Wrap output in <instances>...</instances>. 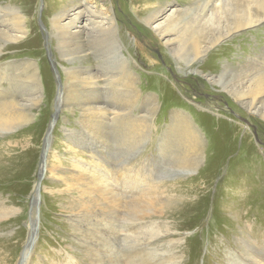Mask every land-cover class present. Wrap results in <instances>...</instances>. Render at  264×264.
Masks as SVG:
<instances>
[{"label": "rangeland", "instance_id": "obj_1", "mask_svg": "<svg viewBox=\"0 0 264 264\" xmlns=\"http://www.w3.org/2000/svg\"><path fill=\"white\" fill-rule=\"evenodd\" d=\"M108 2L110 4L107 0H0V15L8 26L15 23L14 13L18 10L26 17L29 27V35L24 36V40L17 45L6 41L0 31V65L25 60L39 62L45 88V95L41 99L31 98V102H24L25 106L18 107L20 122L0 131V207H3V211L0 210L3 212L0 216V264L19 263L31 233L30 228L33 227L30 220L36 217V212L39 214L38 240L25 264H105L92 260L95 258L88 246L95 238L92 235L91 240L84 237L82 241L85 244L81 245L77 239L84 234L71 230V214L64 212V208L71 209L79 199V190L75 185L80 184L81 177L76 166L89 164L92 153L85 149L76 152L71 141L74 139H67L68 130L77 132L80 127L70 114L62 113L57 94L61 92L59 83L65 82V76L61 73V67L53 66L45 42L48 33H52L49 18L51 20L64 7L76 4L90 7L93 12H104L109 5L114 7L113 13L119 25L118 35L132 56L130 61H135L146 73L148 82L143 90L159 94L157 96L161 99L152 119L153 132L149 140L143 146H133L130 150L120 146L122 157L116 156L115 169L105 178L113 182L114 175L117 179L128 176L130 180L138 175L145 183L144 189H150L153 197L152 201L149 199V206L135 203L129 210L131 219L126 222L132 225L130 230L135 231L141 226L135 218L137 211L148 210L146 221L158 224L157 230L151 228L153 225L146 224L148 228L143 227L138 231L142 233L128 240L124 238L123 247H120L123 253L121 258L134 256V264H225V249L227 246L233 247L235 237L232 236L238 234V227L242 225L248 226L247 229L243 227L246 236L262 242L264 252V119L253 112L248 113L247 109L234 101L224 90L220 78V85H213L208 76L209 71L215 75L221 74L222 56L223 59L231 57L229 63L237 65L241 61L236 60L235 56L239 54L245 60L246 57L254 58L263 53L264 26L256 31L249 29L252 36L243 40L240 37L228 38L222 43L228 46L226 53L213 49L216 51L206 56L207 59L193 64V68L182 66L179 69L170 47L146 24L144 12L147 7L155 10L171 2L169 8H191L198 27L204 28L208 24L214 30L213 34L225 35L234 27V23L231 21L232 24L228 25L224 22L227 28L220 31L218 25L223 23L219 18L211 17L209 23L201 22L196 8L206 0ZM109 57L110 65H113L116 55L111 53ZM64 65H81L90 68L95 76L104 78L106 66L99 67L98 59L91 54L83 62L68 61ZM156 80L161 81L160 88L168 86L171 80L184 99L179 101L174 90L160 93L153 87ZM27 82V90L30 91L32 86L29 80ZM185 98L194 99L202 107L226 116L219 119L205 116L199 121L203 127L208 122L209 129L204 131V135L209 145L204 165L197 175L190 174V167L178 165L180 150L171 156L172 159L164 160L159 155L162 127L169 122L171 110L187 111L191 108L184 103ZM55 115L57 119L53 125ZM198 116H195L196 120ZM67 120H70L69 124H65ZM50 128V144L45 148L44 140ZM248 130L249 133H246ZM44 149L43 172L39 173ZM47 167H50V174L46 173ZM39 174L42 178L37 187ZM236 217L241 221L240 226H237ZM123 225L122 220L120 233ZM125 233L128 232H122ZM150 248L157 249L158 253H152ZM235 249L234 252L242 258V253Z\"/></svg>", "mask_w": 264, "mask_h": 264}, {"label": "bare ground", "instance_id": "obj_2", "mask_svg": "<svg viewBox=\"0 0 264 264\" xmlns=\"http://www.w3.org/2000/svg\"><path fill=\"white\" fill-rule=\"evenodd\" d=\"M107 3L110 4L108 0ZM170 3L155 10L147 7L144 18L146 24L152 27L167 47H170L179 69L182 66L192 67L193 64L216 51H212L213 49H219L220 53L225 52L228 46L222 43L228 38L240 37L243 40L252 36L249 29L256 31L264 26V0H206L203 5L197 3L200 7L196 10H199L201 22L203 20L207 23L211 17L219 18L223 23L218 25L220 31L227 28L224 22L228 25L231 21L234 23V27L224 33L225 35L218 33L217 37L218 34H213L214 30L211 26H207L208 24H205L204 28L198 27L196 16L192 14L193 9L169 8ZM89 8L77 4L64 7L51 20L49 18L52 33H48L45 39L48 54L53 59V66L61 67V73L65 76V82L59 83L61 92L57 94L58 102L63 108L62 113L70 114L80 127L77 132L68 130L67 139H74L71 141L76 152L85 149L92 153V161L86 163L88 166L86 164L76 166L80 170L79 177H81L80 184L75 185L79 190V199L72 204V207L70 206L71 209L64 208V212L71 214V230L76 234H84L82 238L77 239L81 245L85 244L82 241L84 237L87 240H91V235L93 239L95 238L88 246L92 249L90 251L95 258L92 259L93 261L98 263L100 260L105 264H134V256L127 255L121 258L122 241L124 238L128 240L142 233L138 231L143 227L148 228L146 224L153 225L154 227H151L153 230H157L158 224L154 221H146L148 210L137 211L135 218L141 226L138 227L136 223L138 228L135 231L130 230L132 225L126 220L131 219L129 210L135 203L142 206L151 205L149 201L153 198L151 190L144 189L145 183L137 177L138 175L132 180L128 176L117 179L114 175L113 182H108L105 178L115 169L116 156L122 157L123 150L120 146L130 150L133 146H143L149 140L153 132L152 119L158 111L161 99L157 96L159 94L155 95L143 90L148 82L146 73L135 61H130L132 56L118 35L119 25L113 13L114 7L109 5L104 12L100 10L93 12ZM14 14L15 23L11 27L0 15V28L3 27L0 31L2 30L1 34L6 41L17 45L24 40V36L29 35V27L26 17L21 12L15 10ZM45 30L47 31L46 28ZM111 53L116 55L113 65H110L109 60ZM90 54L98 59L99 67L106 66L104 78L95 76L90 68L81 65L79 67L64 65L68 61L83 62ZM230 58L223 59L222 56L221 74L215 75L209 71V81L213 85H220V78L224 90L234 101L240 103L248 113L253 112L264 119V52L254 58L246 57V62L239 54L235 56L236 60L241 61L237 65L230 64ZM214 65L217 67L216 64ZM60 75L62 78V74ZM41 78V65L37 61L25 60L0 65V131L20 122L19 106H25L24 102H31V98L41 99L45 95ZM27 80L32 86L30 91L27 90ZM159 81L152 83L160 93L178 90L174 88L171 80L169 85L163 88H160ZM177 94L178 100L184 99L180 90ZM184 103L191 107L190 110H171L169 122L162 127L163 137L158 145L159 155L166 160L180 150L178 165L190 167V174L197 175L200 167L204 165L209 145L204 135V131L209 129L208 122H205L206 127H203L199 121L205 116L219 119L224 115L216 110L202 107L194 99L185 98ZM195 116L199 119L196 120ZM69 123L70 120L65 122V124ZM239 126L244 128L242 124ZM246 133H249V130ZM49 144L50 137L45 138V147ZM46 173L50 174V167H47ZM0 210L3 211V207H0ZM2 213L0 212V216ZM235 219L237 226H240L241 221L237 217ZM122 220L124 225L120 233ZM32 221L35 222L36 217H33ZM243 227L248 226L238 227V234L232 236L235 237L233 247L227 246L225 249V264H264L262 242L246 236ZM122 232L128 233L122 234ZM234 248L242 253V258L234 252ZM150 249L152 253H158L157 249Z\"/></svg>", "mask_w": 264, "mask_h": 264}, {"label": "water", "instance_id": "obj_3", "mask_svg": "<svg viewBox=\"0 0 264 264\" xmlns=\"http://www.w3.org/2000/svg\"><path fill=\"white\" fill-rule=\"evenodd\" d=\"M56 119L57 118H56V115H55L54 118H53V121H52L53 125L56 122ZM50 130H51V128L49 129V133L47 134L46 138L49 137ZM42 154H43L42 161H41L42 163H41V166H40L41 168H40L39 173L43 172L42 166H44V156H46V149L43 150ZM38 178H39V181L37 183V187L40 185L42 175L39 174ZM30 221L32 223L31 226H33V227L30 228L31 233L29 235V238H28V241L26 243V246H25L24 250L21 253V256H20V259H19V264H25V262L28 260V257L30 256V254H31V252H32L37 240H38L39 214L36 212V221L35 222L32 221V218H31ZM26 254H27V256H25Z\"/></svg>", "mask_w": 264, "mask_h": 264}]
</instances>
